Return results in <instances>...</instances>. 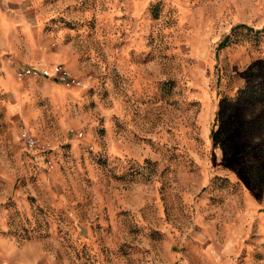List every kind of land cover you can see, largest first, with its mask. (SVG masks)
<instances>
[{
    "label": "rangeland",
    "instance_id": "1",
    "mask_svg": "<svg viewBox=\"0 0 264 264\" xmlns=\"http://www.w3.org/2000/svg\"><path fill=\"white\" fill-rule=\"evenodd\" d=\"M0 264H264V0H0Z\"/></svg>",
    "mask_w": 264,
    "mask_h": 264
},
{
    "label": "built area",
    "instance_id": "2",
    "mask_svg": "<svg viewBox=\"0 0 264 264\" xmlns=\"http://www.w3.org/2000/svg\"><path fill=\"white\" fill-rule=\"evenodd\" d=\"M19 74L21 76L41 75L45 77H53L67 86L80 85V81L75 78L62 64H55L50 68L42 67L39 69L28 67L20 71ZM20 135L21 140L26 148L37 149L40 151L45 150V146L42 144L40 138L32 134L28 129L23 128Z\"/></svg>",
    "mask_w": 264,
    "mask_h": 264
}]
</instances>
